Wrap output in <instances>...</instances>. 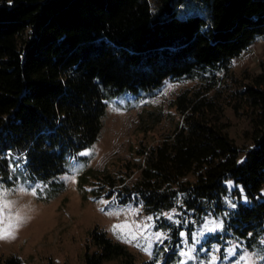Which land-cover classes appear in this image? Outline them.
<instances>
[{
    "label": "trees",
    "instance_id": "16d2710c",
    "mask_svg": "<svg viewBox=\"0 0 264 264\" xmlns=\"http://www.w3.org/2000/svg\"><path fill=\"white\" fill-rule=\"evenodd\" d=\"M259 37L264 0H0V168L17 155L30 175L59 174L96 141L106 99L151 96L166 79L196 77L199 86L172 100L174 130L149 145L138 139L137 164L91 173L92 192L139 203L167 231L138 264H170L179 232L189 239L207 216L221 227L206 245L221 250L233 238L251 249L264 238V56L254 74L228 68ZM219 84L222 100L208 95ZM225 107L249 119L252 144L240 160ZM169 211L175 222L163 216ZM83 246V264H137L100 228ZM0 264L20 262L9 255Z\"/></svg>",
    "mask_w": 264,
    "mask_h": 264
},
{
    "label": "rangeland",
    "instance_id": "374dc122",
    "mask_svg": "<svg viewBox=\"0 0 264 264\" xmlns=\"http://www.w3.org/2000/svg\"><path fill=\"white\" fill-rule=\"evenodd\" d=\"M263 56L264 37H259L230 61L228 70L235 77L254 74ZM213 77L220 78V83L223 74L216 71ZM199 82L196 77L166 79L151 96L141 91L138 97L124 93L106 99L96 141L80 151L78 158H66L59 174L45 178L30 175L19 156L9 155L7 165L0 168V205H7L0 213V256L12 255L20 264H83V244L93 227L123 245L137 264L150 256L154 244L163 246L167 231L155 229L153 216L144 214L139 203L120 205L110 198L93 195L91 173L114 171L124 161L137 164L138 159L132 153L136 141L142 138L149 145L174 130L178 116L173 98L183 90L196 88ZM208 95L222 100L223 87L217 85ZM221 119L227 124L226 133L237 146L240 160L252 144L249 119L229 107L223 109ZM143 124L147 125L144 129ZM137 130L149 131L142 137ZM136 173L137 170L128 181ZM239 194V200L243 201V195ZM225 200L231 207V197L226 196ZM163 216L176 221L173 211ZM9 223L13 226L11 235ZM118 225L125 227L114 230ZM217 225L221 227L220 217L207 216L189 239L180 231L178 258L170 264H264V238L251 249L233 238L224 239L221 250L219 243L206 245V236L219 231ZM157 233L161 234L159 238ZM164 251L165 245L162 255Z\"/></svg>",
    "mask_w": 264,
    "mask_h": 264
},
{
    "label": "snow or ice",
    "instance_id": "6c2138e0",
    "mask_svg": "<svg viewBox=\"0 0 264 264\" xmlns=\"http://www.w3.org/2000/svg\"><path fill=\"white\" fill-rule=\"evenodd\" d=\"M6 207H7V205H0V213H2L3 210H4ZM9 220H11V217H9ZM12 227H13L12 224L9 223V225H8V235H11V229H12ZM123 227H125V226H123V225H118V226H115L114 230H116L117 228H121V229H122ZM217 227H220V225H217ZM130 235H132V238L135 239V235H134V234H131V233H130ZM160 235H161V234L157 233V238H159ZM3 238H7V236H4ZM262 259H264V257H262Z\"/></svg>",
    "mask_w": 264,
    "mask_h": 264
}]
</instances>
